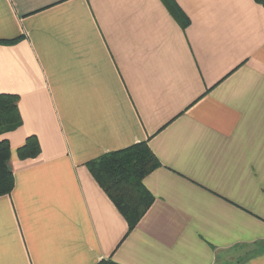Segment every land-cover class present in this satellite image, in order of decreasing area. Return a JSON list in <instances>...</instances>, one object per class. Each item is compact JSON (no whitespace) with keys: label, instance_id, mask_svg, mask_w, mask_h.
I'll return each instance as SVG.
<instances>
[{"label":"crops","instance_id":"1","mask_svg":"<svg viewBox=\"0 0 264 264\" xmlns=\"http://www.w3.org/2000/svg\"><path fill=\"white\" fill-rule=\"evenodd\" d=\"M174 1L186 27L164 0H0V264H264V5ZM139 142L160 165L129 232L87 163Z\"/></svg>","mask_w":264,"mask_h":264},{"label":"trees","instance_id":"2","mask_svg":"<svg viewBox=\"0 0 264 264\" xmlns=\"http://www.w3.org/2000/svg\"><path fill=\"white\" fill-rule=\"evenodd\" d=\"M264 5V0H256ZM172 15L186 27L188 18L174 0H164ZM185 16V17H184ZM16 39H0V44H12ZM19 96L0 94V134L18 128L22 117L18 108ZM41 151L36 136H30L18 148L21 159L35 157ZM160 165L146 142H139L124 149L111 151L90 160L87 166L93 177L113 201L128 223L131 232L153 204L154 195L144 184V178ZM15 178L11 166V148L8 140L0 141V196L10 194ZM98 264H118L102 260Z\"/></svg>","mask_w":264,"mask_h":264}]
</instances>
